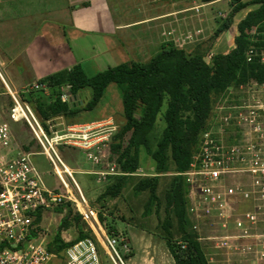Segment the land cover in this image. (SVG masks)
Wrapping results in <instances>:
<instances>
[{"label":"built area","instance_id":"2783aa9c","mask_svg":"<svg viewBox=\"0 0 264 264\" xmlns=\"http://www.w3.org/2000/svg\"><path fill=\"white\" fill-rule=\"evenodd\" d=\"M251 86L261 87L255 83ZM249 88L248 85L240 87L238 91L244 93L237 95L238 91L229 89L214 110L211 128L201 136L190 168L181 174L188 188L191 231L196 234L197 243L207 242L213 250L211 257L205 259L207 264L235 259L264 264V104L246 96L245 90ZM69 90L67 86L60 90L63 103L70 101ZM34 92L50 96L48 86L41 83L29 86L22 94ZM19 94L9 92L13 103L9 118L14 123L27 125L64 192L45 188L33 161L35 154L24 148L15 149L16 140L9 125L0 123V264H105L101 251L107 264H127L117 250L118 240L105 233L99 210L87 202L73 171L57 151L59 147L72 145L74 136L70 131L106 125L107 136L103 139L94 143L86 133L82 136L84 144L77 146L96 168L86 174L96 177L98 182L130 176L120 173L111 161L110 144L116 127L106 121L69 127L67 134H59L53 121L43 124ZM65 204L73 206L94 236L54 253L42 238L38 216L41 214L43 220L45 212ZM201 228L210 229V236H202ZM178 245L182 251L188 249L186 242Z\"/></svg>","mask_w":264,"mask_h":264},{"label":"trees","instance_id":"16d2710c","mask_svg":"<svg viewBox=\"0 0 264 264\" xmlns=\"http://www.w3.org/2000/svg\"><path fill=\"white\" fill-rule=\"evenodd\" d=\"M218 1L220 0H201L204 4ZM230 2L233 6L231 16L220 25L216 35L229 31L239 13L250 7L254 9L237 25L235 48L228 54L215 56L211 64H207L199 53L188 54L173 43L163 44L158 53L146 63H125L93 77H89L81 65L51 75L40 82L48 86L50 96L34 92L29 95L30 100H27L30 105H35L45 124L54 118L70 119L83 111H94L111 85L119 87L126 122L113 136L110 153L114 157L111 161L116 163L118 171L130 176L115 177L113 184L107 186L98 201L113 200L121 195L129 178L140 170L143 153L153 161L155 174L151 178L140 180L134 191L137 195L149 193L147 212L154 207L159 211L160 177L175 174L166 195L168 216L164 222L167 245L175 264H207L201 246L196 241V234L190 230L188 232L191 228L187 212L188 188L181 174L190 168L192 159L199 150L201 136L211 128L214 110L226 98L229 89L238 91L240 87L252 83L264 87V0ZM254 29L257 32L252 35ZM65 86L70 88L68 103L61 101L60 90ZM85 90H90L92 97L86 107L80 109L75 106L76 98L79 99L81 92ZM160 117L164 124L162 131H159L158 124ZM33 148L31 143L24 150L32 152ZM56 212L63 219L49 246L51 252L61 253L78 241L93 238L91 233L80 230L77 239L65 242L63 230H68L81 219L71 204L57 208ZM171 214L177 220L179 232L183 235L182 242L188 244L186 251L173 245ZM99 217L105 225L101 213ZM41 219L40 214L37 221L39 225ZM76 226L80 228L79 223ZM108 229L110 233L112 230L116 232L115 228Z\"/></svg>","mask_w":264,"mask_h":264},{"label":"rangeland","instance_id":"374dc122","mask_svg":"<svg viewBox=\"0 0 264 264\" xmlns=\"http://www.w3.org/2000/svg\"><path fill=\"white\" fill-rule=\"evenodd\" d=\"M250 1L251 0H242L243 3H248ZM196 3L197 5L202 4L200 0H196ZM253 9L254 7H250L249 9L239 13L233 22L235 27L236 24H239V21ZM208 10V13L202 14L199 8L195 9L194 14L196 15V22L193 24L185 18L181 22H174L175 20L169 21L168 31L164 34L163 32H160L159 21L153 23L157 26H154L153 29L148 31V33L145 31L146 35H144V33L139 35L142 39V43H140L141 47L136 49V53L130 57L132 60L130 62L146 63L158 53L161 45L173 43L178 48L185 50L188 54H201L204 61L207 64H211L215 56L223 54L226 50H228L227 48L222 52L215 51L213 49V43H215V34L220 25L230 18L233 6H231L230 0H225L214 7H210ZM205 15H207V17ZM143 17V13L140 14L136 11L132 15H128V19L125 21L129 23V21H134ZM256 32L257 30L254 29L251 34L255 35ZM228 33L230 36V42L232 43L235 32L230 30ZM90 55L93 56L94 54H89V56ZM123 55L124 54L122 52L119 56H117V58H112V63H110L109 60L100 61V59L94 60L90 58L86 64L83 65L84 70L89 77H93L98 73L104 72L110 67H113V65L119 66L120 64L129 63L125 62L126 60ZM121 59H124L123 62L120 61ZM262 60L264 62V52L262 53ZM252 84H248L251 88L245 90V92H247L246 96L248 95L255 102L264 104V87H253L251 86ZM0 91H3L1 83ZM241 93H244V91H238L235 95ZM29 95L30 94H19V97L24 103L29 105L36 117L44 123L36 111L35 105H30L27 102V100H30ZM91 97L92 92L90 90L81 92L75 106L80 109L85 108L91 100ZM8 108H12V101H9ZM0 121V123L5 122L9 125L14 137H16L21 144L30 145L33 143L34 148L32 153L35 154L33 161L39 174L41 175L45 188L51 191H59L63 193L64 189L60 181L55 176L53 168L47 158L42 154V150L37 145L27 125L24 122L14 123L9 117L6 119L4 116L0 119ZM49 121H53L54 126H56V131L59 132V134H67L69 127H75V125H85L86 122L99 121L89 123L96 125L110 121V126L116 127V134L126 122L123 114L122 93L118 86L111 85L106 91L104 98L94 111H83L75 118L65 119L59 117ZM158 124L159 131H162L164 124L161 121V117ZM107 128L108 126L106 125L94 126L90 130H84L83 128L78 127V129L70 131L74 136L70 141L72 145H69L68 147H59L57 149L58 154L66 166L73 171L74 179L79 185L87 202L96 207L99 210V214H102L105 220V225L102 223L101 225L106 231V234L116 237V240L119 242L117 250L120 256L127 261V264H175L167 245V232L164 229V222L168 216L166 210V195L170 190L175 174L160 177L158 187V196L160 199L159 211H157L156 207H154L150 210V212H147L146 206L150 198L149 193L137 195L134 191L135 186L140 180L151 178L155 174L153 161L151 159L149 160L145 153H143L141 157L140 170L134 175V177L129 178L127 187L123 190L121 195L113 200L106 199V201H98V199L105 193L107 186L113 184L114 178H110L105 182H98L96 177L87 175L86 172H90L92 170V166L87 161L81 148L77 146L84 144L82 136L86 133H89L90 135L89 141L94 143L99 139H103L104 136H107ZM112 158L114 157L112 156ZM92 171H94V169ZM64 178L70 186L73 194L78 197L69 179L65 176ZM57 208L53 211H47L44 213V219L41 225L42 238L50 245L53 243L59 230L61 220L63 219V216L56 212ZM171 216L173 227L170 232L173 234V245L177 247L179 246L178 243L182 242L181 238L183 235L179 232L177 220L172 214ZM78 223L80 228L76 226ZM78 223L75 222L68 230H63L62 236L65 242H72L77 239L80 230L85 233L89 232L90 229L87 224H84L81 221ZM108 228H115L116 232L112 230L110 233ZM189 230L191 231V228L188 229V232ZM200 231L202 236H210V229L201 228ZM89 233H91V231ZM98 235L100 241L103 242V236L101 233ZM199 244L204 254V258H210L213 253L211 245L207 242H201ZM175 250H178V248H175ZM101 258L105 264H107V259L102 251ZM221 264H251V261L235 259L233 262L222 261Z\"/></svg>","mask_w":264,"mask_h":264},{"label":"crops","instance_id":"0c3cea01","mask_svg":"<svg viewBox=\"0 0 264 264\" xmlns=\"http://www.w3.org/2000/svg\"><path fill=\"white\" fill-rule=\"evenodd\" d=\"M224 1L204 4L200 0L197 5L196 0H0V119L9 117V92L22 94L51 75L83 67L90 58L112 63L123 52L125 62H130L141 47L139 35L157 26L153 23L159 21L164 34L169 21L185 18L193 24L195 9L206 14ZM136 11L144 17L125 21ZM237 25L230 29L235 32L232 43L230 30L215 34V51L228 48L223 53L228 54L235 48ZM95 122L99 121L85 125ZM15 140V149L29 145Z\"/></svg>","mask_w":264,"mask_h":264},{"label":"water","instance_id":"95a60500","mask_svg":"<svg viewBox=\"0 0 264 264\" xmlns=\"http://www.w3.org/2000/svg\"><path fill=\"white\" fill-rule=\"evenodd\" d=\"M69 97H71V94H69ZM78 100V98H76Z\"/></svg>","mask_w":264,"mask_h":264}]
</instances>
